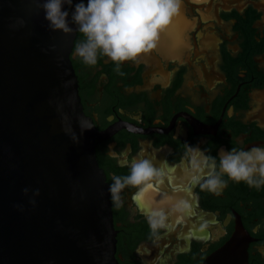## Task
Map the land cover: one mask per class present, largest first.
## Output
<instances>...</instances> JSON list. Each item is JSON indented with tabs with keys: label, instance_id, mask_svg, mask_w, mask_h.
<instances>
[{
	"label": "flooded vegetation",
	"instance_id": "af4514ba",
	"mask_svg": "<svg viewBox=\"0 0 264 264\" xmlns=\"http://www.w3.org/2000/svg\"><path fill=\"white\" fill-rule=\"evenodd\" d=\"M73 33L70 60L105 182L128 174L133 158L160 170L149 186L123 189L119 207L109 194L116 264H202L237 231L245 264H264V187L230 181L217 196L192 186L186 167L192 149L218 156L264 144V0H182L157 47L119 71L105 56L91 66L76 58L84 36ZM154 211L167 217L159 238L147 222Z\"/></svg>",
	"mask_w": 264,
	"mask_h": 264
},
{
	"label": "water",
	"instance_id": "95a60500",
	"mask_svg": "<svg viewBox=\"0 0 264 264\" xmlns=\"http://www.w3.org/2000/svg\"><path fill=\"white\" fill-rule=\"evenodd\" d=\"M20 17L26 24L10 27ZM73 35L50 30L34 0H0V264L117 262L94 151L100 135L83 112L70 60ZM81 123L91 128L81 133ZM241 241L235 232L202 264H245Z\"/></svg>",
	"mask_w": 264,
	"mask_h": 264
},
{
	"label": "clouds",
	"instance_id": "9594fccd",
	"mask_svg": "<svg viewBox=\"0 0 264 264\" xmlns=\"http://www.w3.org/2000/svg\"><path fill=\"white\" fill-rule=\"evenodd\" d=\"M37 8L48 22L52 31L65 34L82 33L84 39L78 42L74 55L86 65H96L100 56L115 63L119 71L123 62L136 61L157 47L161 33L180 13L182 0H34ZM65 5L68 7L65 8ZM26 20L17 18L10 27H23ZM81 133L90 126L80 124ZM79 142L74 132L70 136ZM192 148V146H189ZM195 155L186 162L192 186L202 191L221 195L231 182L247 184L259 190L264 187V144L252 147L224 149L218 156H208L198 149H192ZM129 172L126 175H113L108 185L111 200L117 207L122 203L121 192L128 186H149V182L160 175L153 162L146 158H133L127 162ZM205 169L207 170L205 172ZM29 202L35 206V197L40 190H31ZM28 196L30 189H23ZM23 210L22 205H17ZM177 212H183L185 205L178 204ZM167 217L160 211L147 216V222L153 237L159 238L160 230L166 228Z\"/></svg>",
	"mask_w": 264,
	"mask_h": 264
}]
</instances>
